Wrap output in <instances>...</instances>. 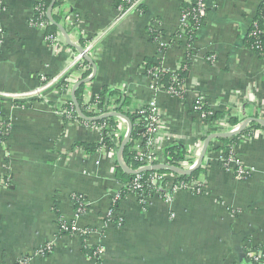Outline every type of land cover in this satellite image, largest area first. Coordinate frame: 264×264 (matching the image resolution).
<instances>
[{"label": "crops", "instance_id": "0c3cea01", "mask_svg": "<svg viewBox=\"0 0 264 264\" xmlns=\"http://www.w3.org/2000/svg\"><path fill=\"white\" fill-rule=\"evenodd\" d=\"M119 1L62 0L52 16L63 15L58 25L70 41L90 48L97 72L83 96L111 87L129 98L131 113L156 100L164 119L157 145L161 160L165 148L178 143L185 150L180 166H191L208 135L233 131L246 118L264 119V56L245 42L263 0H206L193 56L185 63V102L154 91L144 63L158 53L149 27L157 25L164 41L172 42L190 0H144L141 13L129 14L119 11ZM35 2L0 0V92L34 90L41 75L68 69V47H50L44 30L29 23ZM185 52L184 41L170 43L161 53L162 67L178 70ZM198 94L215 119L204 121L193 112ZM48 97L0 96V115L9 125L0 144V264H14L47 243L52 252L29 264H252L247 250L264 248V128L253 123L258 128L241 134L251 122L232 143L236 160L249 171L246 179L220 166L217 148L225 145L213 139L191 181L200 191L178 189L169 201L154 194L143 204L130 192L108 220L112 199L124 187L116 175L117 151L102 146L89 153L77 146L96 143L98 133L67 124L55 110L56 92ZM114 118L124 137L127 124ZM168 174L172 184L181 176ZM80 197L86 206L78 213ZM60 220H75L93 232L85 240L61 234ZM96 246L103 251L98 257Z\"/></svg>", "mask_w": 264, "mask_h": 264}, {"label": "built area", "instance_id": "2783aa9c", "mask_svg": "<svg viewBox=\"0 0 264 264\" xmlns=\"http://www.w3.org/2000/svg\"><path fill=\"white\" fill-rule=\"evenodd\" d=\"M144 0H120L121 3L125 2L127 5L122 6L119 4L117 8L123 14H129L131 12L141 13V7L143 6ZM190 4V2H189ZM262 6L264 7V0L262 1ZM37 10V8H34ZM207 13V2L206 0H196L195 5L190 9H184L180 15L179 27L176 35L174 36L172 42H166L163 39V35L158 33V35L152 40L154 43L158 45V53L157 57L161 59V53L166 49L170 43L176 42L178 40L184 41V44L187 48V52H185V58L181 63V67L176 71H169L162 67V63L152 69L146 70L144 68V74L149 78L151 88L156 92H165L167 94L173 95L180 99L182 102L186 99V90L184 87V81L180 82L177 79V75L175 72L179 71L182 68H185L184 65L188 62L189 58L193 56V43H190V36L188 34L194 32L198 24L201 21H204ZM44 12H40V17H42ZM264 21V19H263ZM50 22L47 20L41 19L37 23H31L30 25L34 27H39L44 30V41L53 48H59L64 45L67 46L64 42H62L61 37L56 35H45L46 26H48ZM253 26H257L256 21L253 23ZM155 31H160L156 26H152ZM199 29V28H198ZM197 29V30H198ZM68 47V46H67ZM254 50L260 49L259 45H254L252 47ZM85 53L87 55H91L89 47H83ZM68 51H70L71 59L68 62V69L55 76H40V86L34 90L22 92V93H6L0 92L1 97L9 98L14 101L36 98L41 101H46L44 99L49 98L48 94L51 91L56 92L57 101L59 104L55 106V110L60 116L66 121V123H70L71 125H82L86 129L91 130L93 132L98 133L99 140L101 139V134L104 128L107 127L104 123L100 125L94 124V121H80L77 116L75 107L68 95V90L72 89V86L91 75L89 73L85 78H83L86 73L88 66L84 64V59L78 53L73 52V48L68 47ZM91 57V56H90ZM186 59V60H185ZM211 61H214L213 58H210ZM164 72H170L172 84L168 88H164L161 83V75ZM83 106L85 108V112L87 113V117L89 118H97L104 114L111 113V108L108 107H99L100 98L99 94L97 95H88L82 96ZM207 105L206 100L203 95H196L193 99L192 110L193 112L200 117L204 121H210L206 119L207 115H211V112L202 111L203 107ZM137 113L144 117L145 124L143 125V133L136 142L133 144L132 152L134 153V160L139 164L137 169L143 168L145 166L155 165V164H166L165 161L161 160L160 154L158 152V139L161 136L162 128L164 127V119L160 115V111L157 105L156 100L151 99L147 105L143 108H140ZM119 132V129L116 131ZM9 133V125L3 120L0 115V137L5 136ZM4 141H0L2 144ZM119 146V145H118ZM222 159V155L220 154L219 160ZM126 165V164H125ZM192 164L191 166H193ZM191 166L181 168H190ZM225 170L230 171L237 179H246L249 175V171L246 170L235 158L234 151H231V155H229L228 159L225 162ZM169 174H151L148 178V182L152 186H157L163 181H167L164 185L163 192L158 193L154 191L155 195L162 197V199L169 201L172 197L173 193L178 189H192L196 192L201 190V186L199 183L189 182V183H170L168 181ZM140 178L137 175V178L133 181V183L128 187L130 188V192H134L138 196V200L140 203L144 202L148 196H143L141 193L142 185L139 184ZM153 194V195H154ZM119 199V195L114 196L112 199V204L114 205L116 201ZM75 203L77 205V212L80 213L83 208L86 206L85 199L83 198H75ZM115 211L111 208L108 213L106 219L111 220L115 219ZM118 219V218H117ZM59 230L61 234L68 235H77L82 239H87L88 236L92 234V229L90 228H79L75 220H60L59 221ZM53 246L52 243H47L43 247H40L33 252L26 254L20 257L14 264H29L30 261L37 256L48 255L52 252ZM103 253L102 249L96 246L94 248V256L98 257ZM247 258L251 261L252 264H264V248H256V249H248L247 250Z\"/></svg>", "mask_w": 264, "mask_h": 264}, {"label": "trees", "instance_id": "16d2710c", "mask_svg": "<svg viewBox=\"0 0 264 264\" xmlns=\"http://www.w3.org/2000/svg\"><path fill=\"white\" fill-rule=\"evenodd\" d=\"M51 1L52 0H36V2L34 3V7H33L32 18L29 22L30 24L31 23H37L41 19L47 21L46 14H44L42 17H40L39 14L41 11L46 13ZM189 2H190V4L188 3L184 9L188 10L191 7H193L195 5L196 0H190ZM55 4H58V5L62 4V0H56ZM119 4H121L122 6L127 5L125 2L121 3L120 1L118 2V5ZM142 7H141V10H142ZM34 8H37V10H34ZM52 18H53V21L56 24H58L59 19L60 18L63 19L64 17H63V15L61 16L59 14L57 16L53 15ZM263 19H264V7L262 6V3H261V5H260L255 17H254V20L252 21V25L248 29L246 36H245V42H246V45L249 46V48L254 50L252 48V47H254V45L257 44L260 46L259 50H257V49L254 50L260 56H264V21H263ZM255 21L257 23V26H253V23ZM202 23H203V21H201L198 24L197 29L202 25ZM152 26L149 27V32H150L151 40H154V38L158 35L159 32H160V34H163V33H162V31H155ZM197 29L194 32H192V33L190 32L188 34V36H190V43H193L195 41L196 34L198 31ZM57 32H58V29H57L56 25L49 24L48 26H46V29H45V35L46 36L47 35H55ZM80 46L85 47V44L81 43ZM190 60H191V58H189L188 62H190ZM84 64H86L88 66V69H87L86 73L84 74L83 78H85L89 73H91L90 65L87 62H84ZM160 64H161V59L156 56L153 59L146 60V62L144 63V68L146 70H149V69H152V68H154ZM185 66H187V65L184 64V67ZM186 69H187V67L182 68L179 71L175 72V74L177 75V79L180 82L184 81V76H185L184 71H186ZM171 75H172V73H170V72H164L161 75V83L165 89L168 88L172 84ZM83 93H84V85H82L76 89L75 97H76V100H77L82 112L85 115H87V113L85 112V108L83 106V102H82ZM99 98H100V103H99L100 108L104 107V106L108 107V108L114 107V110L117 113H120V114L128 117L131 120L133 129H132V133L130 136V140H129L128 144L123 149L122 159H123L124 163L126 164V166H128L131 169H137L139 167V164L134 160V153L132 152V148H133L134 142H136L138 139H140V137L143 133V125L145 124L144 117L137 113L138 110L133 112V113L128 111L127 107L130 103L129 98L125 97L121 92H119V91H117L111 87L103 86L101 89V92L99 93ZM184 102H185V100H184ZM202 109H203L202 111H204V112H211V115L206 116L207 120L215 119L217 117V114H214V112H212L209 109L208 105H205ZM80 121H82V120H80ZM102 123L107 125V127L103 129L100 140H98L96 143H93V144L81 143V144H78L77 146L82 147L84 150H86L89 153L96 152L102 146L107 147L108 149L116 152L118 149V145L120 144L123 136L121 134H119V132L118 133L116 132L118 130V126H117V123L115 121V118L109 117V118H104L101 120L94 121V124H96V125H100ZM256 128H258L257 125L251 123L249 126H247L243 130V132L241 134H244V133L249 132L250 130L256 129ZM7 135L0 137V141H5V138ZM237 138H238V136L232 137L230 139H219V141L225 145L223 147L217 148L218 150H220L221 155H222V159L219 160V163L223 169H225V162L228 159L229 155H231V151L233 150L232 149V143ZM163 154H164L163 155L164 161L166 164H168L170 166H174V167H181L180 162H182L184 160L185 150L183 149L182 146H180V144L172 143L167 148H165ZM200 172H201V168L199 167L196 171L192 172L188 176L177 177L173 181V183L191 182V181L197 179ZM154 173H156V174L157 173L158 174H168L169 172L168 171H156V172H144V173L139 174L138 176H139L140 180L138 182H139V184L142 185L141 193L143 194V196H153L154 191H156L158 193L163 192L164 185L167 181H163L160 184H158L157 186H152L148 182L149 176L151 174H154ZM116 175H117L118 179L123 182L124 187L122 188V190L119 194V199L113 205L114 210H117V206H118L119 201L121 199H123L125 197V195H127L129 193L130 188L128 189V187L137 178V175H129V174L124 173L122 171V169L118 166H116ZM141 204H143V203L141 202Z\"/></svg>", "mask_w": 264, "mask_h": 264}, {"label": "water", "instance_id": "95a60500", "mask_svg": "<svg viewBox=\"0 0 264 264\" xmlns=\"http://www.w3.org/2000/svg\"><path fill=\"white\" fill-rule=\"evenodd\" d=\"M55 2H56V0H52L47 11H46L47 20L50 22V24L56 25L57 29L60 31V33L63 36L65 44L67 46L73 48L74 50H76V52L83 57L84 61L87 62L92 67V72H91V75L89 77L76 82L72 86L70 99H71V101L75 107L77 116L79 117V119H81L83 121H97V120H101V119L109 118V117H118L120 119H123L124 122L127 124V132H126L125 136L123 137V139L121 140V142L118 146L117 152H116L118 164L124 173L129 174V175H139V174L144 173V172L168 171V172L175 173V174L181 175V176L190 175L192 172L196 171L201 166L211 140L232 138V137L238 135L239 133H241L242 130L251 122L256 123V124L260 125L262 128H264V119L246 118L233 131L226 132V133H214V134L208 135L203 142L201 152L198 156V159L196 160L195 164L189 169H184L181 167H174V166H170L168 164H163V163L145 166V167L140 168V169L129 168L128 166L125 165V163L122 159V152H123L124 147L128 144V142L130 140L131 133H132L133 127H132L131 120L128 117H126L120 113H117V112L107 113V114H104V115L97 117V118H89L82 112V110H81V108H80V106L76 100V97H75L76 89L82 85H85V84L91 82L96 75L97 68H96V65L94 64L92 58L85 53L84 49L70 41L68 33L66 32L64 27L56 24L53 21L52 10L54 8Z\"/></svg>", "mask_w": 264, "mask_h": 264}, {"label": "rangeland", "instance_id": "374dc122", "mask_svg": "<svg viewBox=\"0 0 264 264\" xmlns=\"http://www.w3.org/2000/svg\"><path fill=\"white\" fill-rule=\"evenodd\" d=\"M69 47V46H68ZM51 92H53V91H51Z\"/></svg>", "mask_w": 264, "mask_h": 264}]
</instances>
